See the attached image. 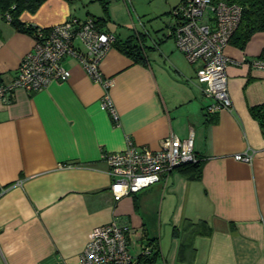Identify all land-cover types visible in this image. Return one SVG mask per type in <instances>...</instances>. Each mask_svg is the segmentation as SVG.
Instances as JSON below:
<instances>
[{
  "label": "crops",
  "instance_id": "crops-1",
  "mask_svg": "<svg viewBox=\"0 0 264 264\" xmlns=\"http://www.w3.org/2000/svg\"><path fill=\"white\" fill-rule=\"evenodd\" d=\"M121 1L130 12L131 0ZM105 3L104 31L120 40L144 36L145 61L113 45L99 64L113 80L119 123L102 108L105 89L72 56L63 61L68 80L0 99V264H79L92 229L115 217L128 223L133 256L148 243L158 247L152 264H264V128L251 110L264 105V69L248 63L262 53L264 31L243 48L226 45L224 53L238 62L227 67L232 107L207 115L210 99L196 81V65L178 53L167 24L149 29L130 12L132 26L122 32L114 0H45L20 19L48 28L69 17L103 16ZM34 43L0 16L3 83ZM191 131L202 159L199 178L176 168L114 199L104 154L124 150L129 139L158 149L164 137ZM238 153L251 161L235 159Z\"/></svg>",
  "mask_w": 264,
  "mask_h": 264
},
{
  "label": "built area",
  "instance_id": "built-area-1",
  "mask_svg": "<svg viewBox=\"0 0 264 264\" xmlns=\"http://www.w3.org/2000/svg\"><path fill=\"white\" fill-rule=\"evenodd\" d=\"M242 11L240 4L224 0H182L173 10L174 26H169L168 34L187 61L196 65V81L210 99L205 106L207 115L232 107L227 67L238 62L227 56L224 49L240 23ZM6 18L7 21L11 19L8 14ZM34 39V46L23 56L16 76L0 85L1 100L9 101L11 93L18 88L33 92L52 81L68 80L70 72L63 61L72 56L89 77L105 89L102 108L119 123V114L109 93L113 80L104 77L99 69L115 40L113 33L102 30L91 17H69L46 30L38 28ZM248 63L253 68L264 69V49ZM103 157L110 167L111 191L116 201L167 178L177 167L199 159L194 151L192 131L186 138L174 134L164 137L158 149L138 147L129 139L124 150ZM234 157L251 161L249 153H238ZM128 228L127 222L116 217L94 227L79 264H136L137 257L129 251ZM150 251L149 245L142 249L143 254Z\"/></svg>",
  "mask_w": 264,
  "mask_h": 264
},
{
  "label": "trees",
  "instance_id": "trees-1",
  "mask_svg": "<svg viewBox=\"0 0 264 264\" xmlns=\"http://www.w3.org/2000/svg\"><path fill=\"white\" fill-rule=\"evenodd\" d=\"M45 0H0V16L6 18V15H10L11 19L8 22L13 25L18 31L28 33L34 37V32L40 28L41 30H46L47 28H42L31 23H25L20 19V15L24 11L35 12L39 6ZM182 0L176 4L171 13L173 15V10L180 4ZM218 1V0H215ZM229 3H238L243 7L242 16L238 27L233 32L230 37L229 42L235 44L236 46L243 48L251 36L259 31H264V0H224ZM104 14L103 16H90L94 19L95 23L102 30L109 18L107 4H104ZM174 16V15H173ZM173 28L174 24H170ZM171 37V35H168ZM117 46L126 55L131 57L135 62L145 61V47H144V36L142 33H135L130 35L125 40H120L115 36V40L112 46ZM3 83L2 76L0 74V85ZM252 113L257 117L264 128V105L252 107ZM201 163L202 159L199 157L198 160L190 162L177 167L179 170L190 171L193 178H199L201 175ZM151 247L149 254H143L142 250L137 256L136 264H152L158 257V247L148 243ZM143 249V248H142Z\"/></svg>",
  "mask_w": 264,
  "mask_h": 264
},
{
  "label": "rangeland",
  "instance_id": "rangeland-1",
  "mask_svg": "<svg viewBox=\"0 0 264 264\" xmlns=\"http://www.w3.org/2000/svg\"><path fill=\"white\" fill-rule=\"evenodd\" d=\"M114 1L115 3L113 7L116 8L114 10L115 17L121 24L120 28L122 29V32H128V27L132 26L131 14L133 15L134 21L140 22V20H142L149 29L151 25H156V22H160V25L163 24L164 26L167 24L168 27V24L172 21L170 11L173 9L174 5L179 3L180 0H131V14L127 10V7L123 1ZM162 20L166 21L167 23H162ZM179 51L178 53L181 54L184 59H186L184 54L182 52L180 53Z\"/></svg>",
  "mask_w": 264,
  "mask_h": 264
}]
</instances>
